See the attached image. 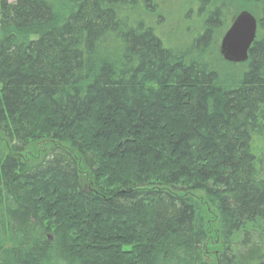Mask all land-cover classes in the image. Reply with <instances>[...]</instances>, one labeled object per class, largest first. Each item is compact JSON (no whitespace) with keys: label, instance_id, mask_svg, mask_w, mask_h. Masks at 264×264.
Here are the masks:
<instances>
[{"label":"trees","instance_id":"trees-1","mask_svg":"<svg viewBox=\"0 0 264 264\" xmlns=\"http://www.w3.org/2000/svg\"><path fill=\"white\" fill-rule=\"evenodd\" d=\"M167 1L0 0V264H264V0Z\"/></svg>","mask_w":264,"mask_h":264},{"label":"rangeland","instance_id":"rangeland-1","mask_svg":"<svg viewBox=\"0 0 264 264\" xmlns=\"http://www.w3.org/2000/svg\"><path fill=\"white\" fill-rule=\"evenodd\" d=\"M163 6L164 9L161 10L163 19L158 25V33L161 34L167 45L185 47L193 38H197L202 34L201 26L203 19H199L196 12L190 13V10L195 11L197 8L195 1L192 3V0H169ZM232 22L230 20V25ZM230 25L227 27L229 28ZM223 35L218 37L219 45ZM214 64H216V68L220 69L223 78L238 76L234 74L235 65L233 66L225 62H215ZM241 70L245 71L246 67H243Z\"/></svg>","mask_w":264,"mask_h":264},{"label":"water","instance_id":"water-1","mask_svg":"<svg viewBox=\"0 0 264 264\" xmlns=\"http://www.w3.org/2000/svg\"><path fill=\"white\" fill-rule=\"evenodd\" d=\"M257 32L258 19L249 11L240 12L221 38V58L230 64L246 63L257 40Z\"/></svg>","mask_w":264,"mask_h":264}]
</instances>
